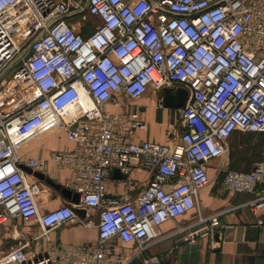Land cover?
<instances>
[{"label": "built area", "instance_id": "obj_1", "mask_svg": "<svg viewBox=\"0 0 264 264\" xmlns=\"http://www.w3.org/2000/svg\"><path fill=\"white\" fill-rule=\"evenodd\" d=\"M13 73L35 98L0 109V226L15 217L38 221L40 237H48L80 221L82 209L98 214V240L51 243L29 255L20 242L9 256L16 264H160L146 254L163 239L161 226L197 207L212 183L210 164L227 154L232 135L264 133V0H0V87ZM149 88L188 91L173 144L136 142L147 127L140 111L108 109ZM158 107L165 108L163 97ZM44 132L74 144L49 159L70 170L62 186L79 195L77 204L46 214L39 202L48 184L35 173L48 177V164L22 162L16 151L19 141ZM134 168L153 173L138 197L109 195L112 173L128 178ZM220 174L226 191L253 197L251 212H264V159ZM221 215L178 233L190 231L184 240L194 241L192 229L207 223L214 234Z\"/></svg>", "mask_w": 264, "mask_h": 264}, {"label": "crops", "instance_id": "obj_2", "mask_svg": "<svg viewBox=\"0 0 264 264\" xmlns=\"http://www.w3.org/2000/svg\"><path fill=\"white\" fill-rule=\"evenodd\" d=\"M15 84L7 87L3 93L6 108L10 105L11 95H15ZM16 89V90H15ZM170 96L175 101L183 99L178 89L157 91L149 88L146 94L129 103V98L122 95L120 104L108 109L114 112L138 109L142 120L146 123L145 130L136 133L135 141L157 142L173 144L182 133L181 108L158 107L161 97ZM21 103L25 98L21 97ZM130 104V106H129ZM186 104V102H185ZM16 107L11 106V111ZM74 148L64 134L44 132L31 136L17 143L16 151L22 162L29 160H42L47 162L46 173L49 178L59 184H64L70 178L68 169H59L49 158L52 153L66 151ZM220 159L211 162L210 176L212 183L203 188L196 199V208L181 215L176 220H169L161 226L163 239L151 247L146 256H158L160 264H264V212L259 216L251 212L248 203L253 197L246 194H233L225 190L222 185L220 169L225 168ZM245 171V170H243ZM152 171L134 168L130 177L119 178L112 173L107 181V192L111 196L128 194L133 200L149 184ZM67 203V200L54 188L43 185L39 202L42 214H46ZM215 213H222L221 225L215 233L206 231V224L196 226L194 241H185L186 233H178V229L188 224L197 223L201 218H207ZM76 220L52 230L48 237H40L42 227L38 221L25 223L20 217L9 219L0 226V264H16L9 256L10 252L20 242L27 244L26 254L33 252L43 253L50 244L84 245L93 244L98 240V221L96 212L80 215ZM92 221L94 224H88ZM117 243L121 244L120 240ZM140 264V263H136Z\"/></svg>", "mask_w": 264, "mask_h": 264}, {"label": "rangeland", "instance_id": "obj_3", "mask_svg": "<svg viewBox=\"0 0 264 264\" xmlns=\"http://www.w3.org/2000/svg\"><path fill=\"white\" fill-rule=\"evenodd\" d=\"M14 73L7 77L4 85L0 87V109L4 112L6 110L11 111V106L14 110H18L28 104L35 98V92L28 90L23 92L22 85L14 82ZM15 84L18 86L15 95H11L10 105L6 109L3 93L7 87ZM21 97L25 98V105L21 103ZM138 100V99H137ZM136 100H129V103L133 104ZM264 159V135L252 134V133H236L229 140V150L227 154L221 158V162L225 168L235 170H251L254 163Z\"/></svg>", "mask_w": 264, "mask_h": 264}, {"label": "water", "instance_id": "obj_4", "mask_svg": "<svg viewBox=\"0 0 264 264\" xmlns=\"http://www.w3.org/2000/svg\"><path fill=\"white\" fill-rule=\"evenodd\" d=\"M178 92H179V94H182L183 99L180 100V101H175L174 98H172V97L167 95L164 98V103H165L166 106L175 107V108H181V107H183L185 105V102H186L187 97H188V91L186 89H184V88H179ZM23 169L28 174H32L33 173V171L30 168H27V167L23 166ZM115 175H117L119 178L122 177L118 170L115 172ZM35 176L38 179H40V180L44 181L45 183H47L49 186H51L55 190H57L67 201L75 203V204H77L79 202V195L76 194V193H73L69 189L63 187L62 184H59V183L55 182L54 180H52L49 177H46L44 174H42L40 172H36ZM76 213L80 216V215H84L85 212L82 209H76Z\"/></svg>", "mask_w": 264, "mask_h": 264}, {"label": "trees", "instance_id": "obj_5", "mask_svg": "<svg viewBox=\"0 0 264 264\" xmlns=\"http://www.w3.org/2000/svg\"><path fill=\"white\" fill-rule=\"evenodd\" d=\"M236 133H238V132H235L233 135H232V137L236 134ZM260 135H264V133L263 134H260ZM231 137V138H232ZM255 164V163H254ZM253 167V166H252ZM252 169V168H251ZM246 171H248V170H246Z\"/></svg>", "mask_w": 264, "mask_h": 264}]
</instances>
